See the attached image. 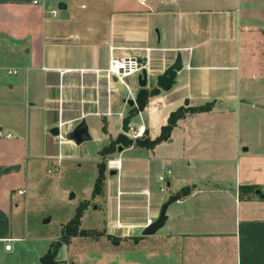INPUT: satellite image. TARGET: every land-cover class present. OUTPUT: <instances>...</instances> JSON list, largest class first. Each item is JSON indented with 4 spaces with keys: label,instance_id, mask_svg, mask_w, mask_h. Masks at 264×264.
<instances>
[{
    "label": "crops",
    "instance_id": "0c3cea01",
    "mask_svg": "<svg viewBox=\"0 0 264 264\" xmlns=\"http://www.w3.org/2000/svg\"><path fill=\"white\" fill-rule=\"evenodd\" d=\"M71 1L0 0V129L11 132L0 136V264H38L58 237L28 232L23 211L41 179L46 185L45 169L56 157L89 154L85 142L66 136L77 122L85 119L96 154L119 133L127 135L117 128L127 113L153 138L171 110L205 103L210 108L187 111L171 128L167 138L179 150L159 159L166 173L158 174L165 180L160 192L148 169H123L119 156L118 188L140 198L141 215L126 220L121 200H111L108 226L115 228L117 219L127 235L139 237L95 238L85 251V240L73 235L59 246L55 264H264V0H107L85 11ZM110 45L118 56L149 54L148 89L158 87L156 74L178 53L182 66L169 89L158 87L133 113L137 74L135 91L127 79L128 88L112 76L108 81ZM113 115L120 121L113 123ZM127 147L146 146L118 150ZM187 185L190 191L179 193ZM172 193L179 196L164 224L142 234ZM121 243L127 245L118 251Z\"/></svg>",
    "mask_w": 264,
    "mask_h": 264
},
{
    "label": "rangeland",
    "instance_id": "374dc122",
    "mask_svg": "<svg viewBox=\"0 0 264 264\" xmlns=\"http://www.w3.org/2000/svg\"><path fill=\"white\" fill-rule=\"evenodd\" d=\"M134 1L135 0H133V2ZM105 2H107V0L71 1L75 11L89 10L96 5H103ZM80 3H84L85 7L82 8ZM55 7L57 11L61 10L57 7V4H55ZM105 10L107 9H104L103 11ZM134 77L135 75L126 78L133 91L137 89V83L135 82ZM121 93L122 96H125L127 94V89ZM122 105L123 103L121 101L120 106L122 107ZM123 106L125 107V105ZM92 118L93 117L90 116L88 120L91 121ZM111 121L115 123L119 122L120 119L117 115H113ZM131 121L132 123H136L139 121V117L133 115ZM110 132L112 136H115L119 131L115 130L114 124H111ZM147 135L149 134L146 128L142 136ZM119 145L124 146L125 144L121 142L114 143L110 152H103L102 148H97L95 155H92L89 150V154L81 153L80 151L76 155L69 154L67 157L58 156L56 157V161L48 164L45 169L46 175L49 176L46 180V185H43L45 180L41 179L40 183L37 185V187H41L36 189L31 195L29 205H27L26 210L23 211L25 212L24 218L27 223L28 232L47 233L53 231L55 233L58 232V236H60V228H62L78 211H81L79 228H82L85 233L80 235L79 238L85 240V251H90L91 248H89V242L99 237L104 243L124 239L125 237H131L133 239L138 238L139 235L129 236L126 234V228L128 227L127 225H124L122 221L121 225H118L116 219L115 223L117 226H115V228L108 226V224L111 223V220H108L106 208L111 200L116 202L117 199L121 200L122 207L128 210V213L126 212L122 216L126 217V220H134L133 217L135 216L136 218L140 217L141 214H139V212L142 206V201L139 197L135 196L134 193L127 194L123 191L122 187L121 189L118 188L120 178L119 171L122 166L120 163L119 167H110L109 160L113 158L119 159L121 157L123 169L131 165L138 171L141 169H148L154 190L160 192L159 185L161 184L162 186H165V180L158 179V174L165 176L166 173L161 168L159 159L162 156L166 158L176 156L178 154L179 146L176 140L169 141L168 138L159 140L152 146V148L127 147L121 151L118 150ZM69 153H71V150H69ZM102 163L104 164L103 177L100 181H97L96 178L99 174V166ZM110 169H115L116 173H109ZM71 192H74L73 197H70ZM118 194L119 196L117 197ZM94 205L96 207H94ZM129 207H131L130 213ZM122 212L124 213V211ZM83 213H86V215L82 219ZM47 216H49L50 219L44 222L43 219ZM109 244L114 247L112 243ZM130 244L133 247L140 248L139 245L138 247L137 244L134 245L133 242ZM126 245V243H121L115 247H117L116 249L118 251H121ZM97 246L101 251L102 244L101 246L91 244L92 249H94V247L97 248ZM70 250H73L71 246Z\"/></svg>",
    "mask_w": 264,
    "mask_h": 264
},
{
    "label": "trees",
    "instance_id": "16d2710c",
    "mask_svg": "<svg viewBox=\"0 0 264 264\" xmlns=\"http://www.w3.org/2000/svg\"><path fill=\"white\" fill-rule=\"evenodd\" d=\"M158 87L153 88H145L140 87L136 93V106L132 108L131 111L136 112L139 109H142L144 105L146 104L148 97L156 92H158ZM210 108L209 103H205L199 106L194 107H185V106H179L174 110H171L168 117L167 122L161 126L160 133L151 138L149 135L147 136H140V137H128L127 135L120 133L118 136L114 139H112L108 145L104 146L103 152H110L112 150V147L114 146V143H123L125 145H137V146H146V147H152L156 142L163 138H167L169 136L170 130L172 126L176 123V120L183 116L187 111H193L197 109H208ZM104 172V164L102 163L99 166V174L96 178L97 181H100L103 177ZM241 188L245 189H251L254 186L253 185H241ZM191 186H183L179 193H187L190 191ZM80 214L81 211H78L71 219L67 221V223L61 228V234L57 238L53 239L48 247V249L39 257V263L38 264H55L57 262L56 259V253L59 248V246L62 243H65L69 241L70 237L77 234H84L85 231L82 228H79L80 224Z\"/></svg>",
    "mask_w": 264,
    "mask_h": 264
},
{
    "label": "water",
    "instance_id": "95a60500",
    "mask_svg": "<svg viewBox=\"0 0 264 264\" xmlns=\"http://www.w3.org/2000/svg\"><path fill=\"white\" fill-rule=\"evenodd\" d=\"M59 7L65 6L63 2H59ZM182 66V60L180 53L177 54L175 60L171 62L169 65H167L160 73L156 74L155 81L156 85L162 89H169L174 81V76L176 75L177 70H179ZM147 77H148V71L147 68L142 67L140 72L137 73V83L140 87H144L147 84ZM113 80L118 83L119 88H123V84L117 79L115 75L112 76ZM127 102L130 105H133L134 99L132 97H129L127 99ZM188 100L185 99L184 103H187ZM132 116V113H127L125 116H123L121 123L118 125L117 128H120L122 132H126L128 129V123L130 121V117ZM51 132L53 134L59 133V127L57 125L53 126V129H51ZM66 136L69 139H72L75 143H81L85 142L86 145L89 147L92 154H95V148L96 144L92 140V137L88 131L87 124L85 122V119H81L79 122H77L70 130L66 132ZM112 171H116L115 169ZM74 196V192L70 193V197ZM178 194L172 193L168 196V198L162 202L158 215L154 220H152L149 224L145 225L143 229L141 230L142 234H152L154 233L159 227H161L166 218V209L167 206L174 200L178 198ZM50 219L49 216L45 217L43 219L44 222L48 221Z\"/></svg>",
    "mask_w": 264,
    "mask_h": 264
},
{
    "label": "built area",
    "instance_id": "2783aa9c",
    "mask_svg": "<svg viewBox=\"0 0 264 264\" xmlns=\"http://www.w3.org/2000/svg\"><path fill=\"white\" fill-rule=\"evenodd\" d=\"M39 0H32V2L36 3ZM52 13H55V9L51 10ZM146 52L149 51V47L144 48ZM149 61V54L146 55L145 59L143 60L142 57L138 54H128V55H116L113 52V46H109V58H108V65L105 68V73L108 78V81L111 79V76L115 75L117 79L128 88V83L126 82V77L132 74H137L140 72L142 67L147 68L149 70L148 62ZM112 80V79H111ZM110 113V111H107ZM121 114V112H118ZM146 130V125L143 123H128V129L126 131L127 135L130 137H140L144 134ZM11 132H5L0 129V136H10ZM121 163L120 158L110 159L109 165L110 167H119ZM159 178H163L162 175H159ZM21 191V190H20ZM152 221L151 218L146 219L145 225L149 224ZM10 247V242L5 244V248Z\"/></svg>",
    "mask_w": 264,
    "mask_h": 264
}]
</instances>
